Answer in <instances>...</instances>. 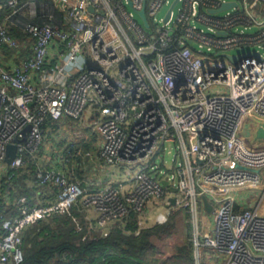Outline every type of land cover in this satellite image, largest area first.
Masks as SVG:
<instances>
[{
    "label": "built area",
    "instance_id": "built-area-1",
    "mask_svg": "<svg viewBox=\"0 0 264 264\" xmlns=\"http://www.w3.org/2000/svg\"><path fill=\"white\" fill-rule=\"evenodd\" d=\"M173 1L9 0L4 15L0 3L1 192L2 180L9 182L26 152L42 142L47 119L87 111L95 113L100 159L124 167L129 182L87 191L59 169H38L34 182L56 188L57 198L31 205L20 198V211L3 223L0 264H19L25 229L65 214L79 199L106 229L132 210L143 217L160 205L165 210L155 220L165 223L183 208L196 263L209 249L224 264H264V217L239 210L234 197L259 182L264 165V146L243 133L246 117L264 121V28L246 30L264 26V15L249 0H236L224 15L210 12L223 0H177L164 21ZM8 23L23 35L11 33ZM244 46L256 47L245 52L259 51L263 59L231 62L224 55ZM12 143L16 153L7 163ZM203 196L211 204L210 230L201 228Z\"/></svg>",
    "mask_w": 264,
    "mask_h": 264
},
{
    "label": "trees",
    "instance_id": "trees-1",
    "mask_svg": "<svg viewBox=\"0 0 264 264\" xmlns=\"http://www.w3.org/2000/svg\"><path fill=\"white\" fill-rule=\"evenodd\" d=\"M8 1L0 0V3L3 4L2 15L10 12L11 7ZM8 27L14 35L18 37L23 35L21 29L9 24ZM149 28L153 29L154 25L151 24ZM41 145L40 143L37 149L41 148ZM37 149L33 153L26 152L24 163L12 170L13 174L9 182L2 180L0 235L3 231L4 221L20 211V197H25L26 204L31 205L34 204L29 199L33 194V189L44 187L52 189L49 185L40 186L35 182L33 189L31 186H29L31 189L27 187L29 178L34 181L37 172L33 171L35 167L34 154L38 151ZM65 174L70 177L67 171ZM13 185L14 188H12ZM113 185L118 186L117 183H113ZM55 191L57 193V189ZM5 195H9L10 204L4 205L1 202L5 200ZM78 205L80 204L77 203L72 206L70 210L73 213L71 214H68L69 210L65 215L55 214L48 219L29 225L24 231L22 239L23 260L19 264H158L159 262L162 264H192L193 254L189 225H186L188 240L178 246L171 255L159 256L157 254L159 250L156 244L150 240V234L156 230L162 233L167 229L168 223H155L150 227L137 230L138 214L132 210L128 217L120 221L121 223L114 222L109 225L106 236H98L94 234L95 231L93 230L91 233L88 224L83 218H80L81 213L76 209ZM172 215L173 213L170 217H173ZM77 224L80 226L79 230ZM84 235L85 237H83ZM93 235L95 238L91 239Z\"/></svg>",
    "mask_w": 264,
    "mask_h": 264
},
{
    "label": "crops",
    "instance_id": "crops-1",
    "mask_svg": "<svg viewBox=\"0 0 264 264\" xmlns=\"http://www.w3.org/2000/svg\"><path fill=\"white\" fill-rule=\"evenodd\" d=\"M254 5L252 6L255 10L259 11L264 15V0H252ZM258 5V6H256ZM12 27L17 29L18 26L8 23ZM254 49L250 50H256ZM264 49V47H263ZM261 50V49H260ZM264 54V51L261 50ZM95 113L92 111H87L82 117L74 119L71 117H63L58 120H47L43 126V140L41 142V148L37 149L34 154V168L33 171L38 169H59L63 172L68 173V175L78 182L87 190H93L96 188H101L107 185H113L122 183L128 185V173L124 167H114L112 165L104 163L99 157V149L101 146V137L98 131V126L94 121ZM68 126L74 130L71 132L73 134H79V139H75L74 135L70 139H65L69 141L68 147L61 151L57 148V145L53 141L55 131L60 130L61 127L68 130ZM263 126L264 121L259 119L257 115H250L246 117L243 122V133L249 134L250 142L264 146V138L256 136L257 129ZM57 129V130H56ZM78 129V130H75ZM77 131V132H76ZM66 141L65 143H68ZM57 143V142H56ZM78 148V149H77ZM76 150V151H75ZM59 152V153H58ZM65 155L64 160H60L62 156L60 153ZM76 154V155H75ZM121 169L124 171L122 172ZM3 170H1L2 173ZM122 173V174H120ZM261 179L254 186L243 187L237 189L234 193L236 207L240 209L244 208H253L256 213L264 217V165L260 168ZM120 175V177H119ZM33 179L29 178V184L27 187L31 186L33 189ZM31 187H29L31 189ZM36 187V186H35ZM40 187V186H37ZM54 187H52L53 189ZM51 188H36L33 189V194L30 196V200L33 203H48L57 198L56 189L52 190ZM21 198V197H20ZM204 205V201H203ZM159 208H164L162 206L157 207L156 209L147 210L143 217L138 216L137 226H151L152 224H163L158 223L155 220V215L157 212L161 211ZM76 209L81 213L80 218H83L88 224V229L95 231L94 234L98 236H106L105 231L108 228H101L96 223V215L90 210L81 211L83 209L82 205L76 206ZM84 210V209H83ZM159 210V211H158ZM179 212L180 215H183V220L185 225H189L190 230V240H191V249H192V264H224V258L222 256H216L209 249H203L201 251L200 262L196 263L195 261V249L192 241V227L189 222V213L185 209L174 210L172 213ZM73 213L69 211L68 214ZM75 214V213H74ZM148 214H152V220H150ZM65 215V214H64ZM140 221V223H138ZM143 221V222H142ZM167 222V221H166ZM116 223H121L120 221ZM201 225L203 230H210L212 227V214L211 210H207L206 207H203L201 212ZM113 224V223H112ZM111 224V225H112ZM142 224V225H141ZM144 228V227H143ZM147 228V227H146ZM77 229H80V226L77 224ZM140 230V228H139ZM95 235L91 239L95 238ZM85 237V235L83 236ZM171 253H166V256L171 255Z\"/></svg>",
    "mask_w": 264,
    "mask_h": 264
},
{
    "label": "rangeland",
    "instance_id": "rangeland-1",
    "mask_svg": "<svg viewBox=\"0 0 264 264\" xmlns=\"http://www.w3.org/2000/svg\"><path fill=\"white\" fill-rule=\"evenodd\" d=\"M249 3H250V5H254V3H253L252 0H249ZM256 6H258V5H256ZM167 8H168V5H165L161 9V11L159 12V16H162L165 13V11H166ZM176 10H177V8L175 9V11ZM224 14H225V11H222V13L220 15H224ZM238 28H243V25H239ZM263 28H264L263 25L262 26H257L255 24H252L246 30H247V32L252 33L254 31H258V30H261ZM254 48H255L254 46L235 47V48L230 49L229 50V53H231V54H234V53H242V52H245L247 50L254 49ZM260 49L262 51H264L263 48L260 47ZM73 130H74L73 128H71L70 126H68V130L67 131L65 129H63V127H61L60 130L55 131V133L53 135V137H55V139H53V141L55 142V144L57 145V148L59 150L63 151V150H65L68 147L69 141L68 140H65V139H67V138L70 139V137L72 135L71 132ZM75 130H78V129H75ZM73 135H74L75 139H79L80 140L81 137L80 138L78 137L79 134H76L75 133ZM81 140H82V138H81ZM66 141H68V143H65ZM168 146H169V144H168ZM60 154H61L60 156H62L60 158V160H64L66 158V156L65 155H62L63 154L62 152ZM164 155L167 158L170 156V154L167 153L166 151L164 152ZM161 157H162V155L159 154V158H161ZM161 161H163V158H161ZM121 171L124 172L122 169H121ZM120 174H122V173H120ZM119 177H120V175H119ZM4 178H5V176H4L3 173H1V170H0V180L1 179H4ZM80 186L83 187L82 185H80ZM12 188H14V185H13ZM0 192H1V190H0ZM5 197H6V198H4L5 200H3L1 202H3L4 205L10 204L11 201L9 199V195L8 196L5 195ZM16 203H17V201H16ZM77 203L80 204V205H82V207H83L84 210L82 209L81 211L83 213L85 211H87V210H90L93 213H95V215L97 217L96 211L93 208H90L88 206L83 205L81 199H79L75 204H77ZM160 209H161V211H164L165 210L164 208L163 209L162 208H159V210ZM5 213H7V212H5ZM151 215L152 214H148L150 220H152V216ZM172 216L173 217H170L169 216V219L170 220L168 219V221L166 222V223H168V227H167V229L165 231H163L162 233H160V232H158V230H156V231H152L151 234H150V240H152L156 244V246H157V248L159 250L157 252V254L159 256H166V253L168 254V253H171V252L172 253L175 252L176 249L178 248V246H180L181 244H184L185 241H187L188 238H189L188 235H187V232H188L187 226L185 225L184 220H183V218H184L183 215H180L179 212H175V213H173ZM143 227L146 228V227H150V226H144V225H142L141 227H138L137 230H139V228L140 229H143Z\"/></svg>",
    "mask_w": 264,
    "mask_h": 264
},
{
    "label": "water",
    "instance_id": "water-1",
    "mask_svg": "<svg viewBox=\"0 0 264 264\" xmlns=\"http://www.w3.org/2000/svg\"><path fill=\"white\" fill-rule=\"evenodd\" d=\"M177 0H174L170 6V9L168 10V13L165 16V20L166 21L169 17L170 11L173 8V6L175 5ZM238 1L236 0H223L221 2L220 7L216 8V9H211L210 12L211 13H219L222 11H226L229 10L233 7H237ZM139 15L142 17L144 24L147 26L148 25V20H147V16L145 13V9L144 7L139 11ZM224 55L231 61V62H236L240 57H243L245 55H254L256 56L258 59H263V55L261 54V52L259 51H249V52H244V53H224ZM256 136L260 137V138H264V127L260 126L257 131H256ZM18 141L20 139H17ZM16 148L17 145L15 143L9 144L7 147V156L5 158V162L10 163L11 160L13 159L15 153H16ZM196 160L198 162H202V160H200L199 158H196ZM238 167L244 168V169H251L254 170L256 172H259V168H250L248 166H242V165H237ZM168 184V181L166 179H162V185L166 186ZM172 191H176V187H170ZM203 201H204V206L206 207L207 210H211V204L209 203V201L207 200V198L205 196L202 197ZM171 202H174V199L171 198Z\"/></svg>",
    "mask_w": 264,
    "mask_h": 264
}]
</instances>
